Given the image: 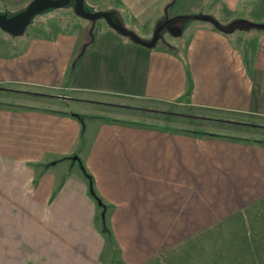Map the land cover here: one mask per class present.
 I'll return each mask as SVG.
<instances>
[{
	"label": "crops",
	"instance_id": "1",
	"mask_svg": "<svg viewBox=\"0 0 264 264\" xmlns=\"http://www.w3.org/2000/svg\"><path fill=\"white\" fill-rule=\"evenodd\" d=\"M88 1L151 39L167 16L229 24L264 9V0H102L97 10ZM91 26L39 27L14 42L0 34V87L75 99L0 92V264H264V144L97 116L86 105L264 118V31L197 22L183 41L166 35L149 50L97 23L69 77Z\"/></svg>",
	"mask_w": 264,
	"mask_h": 264
},
{
	"label": "rangeland",
	"instance_id": "2",
	"mask_svg": "<svg viewBox=\"0 0 264 264\" xmlns=\"http://www.w3.org/2000/svg\"><path fill=\"white\" fill-rule=\"evenodd\" d=\"M33 0H0V8L4 11H10V13H19L24 8H26ZM102 0H89L88 4L92 5L91 8L94 10H97L101 4ZM4 5V6H3ZM259 7V6H258ZM255 11V12H254ZM253 14L250 16L252 17L251 20H248L255 24H262L264 22L259 21L262 17H264V9H256L254 10ZM198 21L194 20H181L178 22V25L182 27V30L187 28L188 25L196 24ZM220 22H222L224 25L227 24V20L224 21V19L221 17ZM90 22L85 21L84 19H81L77 17L74 13L73 7L71 8H64L60 10H55L49 13H45L44 15H40L35 18L32 26L27 30L26 34L24 36H29V31L32 30H39V27H45L47 30H58V29H74L75 26L78 25H88ZM98 24H106L105 20H100ZM248 28V27H243ZM185 32V31H184ZM183 32V34H185ZM0 34L4 36L3 38H9L14 41H20L18 39L8 37L7 35H3L4 33L0 31ZM167 35V38H171ZM144 40L151 39L150 37H147L145 35H139ZM24 37H20L19 39H23ZM174 38V37H173ZM176 41H183L184 38H174ZM182 39V40H181ZM1 92V91H0ZM28 96V95H27ZM4 99V98H3ZM9 100H13L12 98H5ZM17 99V98H16ZM84 101V100H83ZM20 104H26L28 102L24 100L18 101ZM88 102L89 101H85ZM88 108H94L93 115L97 116H108L112 117L114 119H120L125 120L127 119L132 121H140L143 123H146L148 125H160L167 128H178L183 130H190L195 132H203L208 134H214L219 136H226V137H234L238 139H247V140H257V141H264V129L259 131H253L248 127L242 126H235L230 125L226 123H220L217 121L212 120H204L202 118H210V119H220V120H233V121H239V122H245V123H251V124H259L264 126V118H259L251 115H245V114H234L229 112H203V111H195L192 110L186 106L183 105H175L174 107H163V106H155V107H146L145 109H154V110H164L168 112H176L181 114L182 116L179 117H169L164 116L157 113H139L134 115H127V113L122 111H115L113 109H108L104 107L103 105L98 104V106L89 105ZM154 106V105H152ZM102 114V115H100ZM197 116V119H190L185 116ZM128 116V117H127ZM139 117V118H138ZM87 121V120H86Z\"/></svg>",
	"mask_w": 264,
	"mask_h": 264
},
{
	"label": "water",
	"instance_id": "3",
	"mask_svg": "<svg viewBox=\"0 0 264 264\" xmlns=\"http://www.w3.org/2000/svg\"><path fill=\"white\" fill-rule=\"evenodd\" d=\"M73 3V10L77 17L84 19L91 23V29H90V35H93V30L96 27V24L100 20H105L106 24L111 28L113 31H115L119 36L123 38L130 39L131 42H133L136 45L142 46L146 49H155L160 42L165 41V34H169L172 37H180L183 33V30L176 25L181 20H194L202 23H208L213 25L215 28L219 30H223L224 27L222 26L219 21H217L215 18L211 16H200V15H189V16H176L174 18H169L167 16L154 31L153 37L150 40H144L142 39L136 32L126 28L119 19L116 18L115 14L113 12L108 11H90L85 4V0H33L22 12L14 15L9 16L8 14H3L0 11V30L9 35L13 38L22 37L25 35L28 28L33 24L34 19L42 14L47 13L48 11H54V10H60L67 8L71 6ZM241 25L249 26L250 28H256L257 30L264 31V24H255L248 20H236L232 24H230L229 28H232L229 30L230 33L235 31V29H248L243 28ZM245 26V27H246ZM6 91V92H19L17 90L12 89H4L0 88V91ZM22 92V91H20ZM23 93L30 95V96H36V97H44L49 96L44 93L40 92H29V91H23ZM51 96V95H50ZM56 98L64 100V101H74L75 99L68 97V96H56ZM92 104H96L97 102L90 101ZM123 108H128L126 106H123ZM138 110L147 112V113H157L161 115H170L179 117L182 116L179 113L176 112H168L164 110H154V109H144V108H136ZM206 120H215L220 123H226L230 125L235 126H242V127H248L253 129H261L264 128V126L259 124H251V123H245V122H239V121H233V120H218V119H210V118H202Z\"/></svg>",
	"mask_w": 264,
	"mask_h": 264
},
{
	"label": "trees",
	"instance_id": "4",
	"mask_svg": "<svg viewBox=\"0 0 264 264\" xmlns=\"http://www.w3.org/2000/svg\"><path fill=\"white\" fill-rule=\"evenodd\" d=\"M174 1L175 0H172V3L170 4V6H173L174 5ZM71 7H73V3H72V5L71 6H69V7H67V8H71ZM25 9V8H24ZM23 9V10H24ZM22 10V11H23ZM90 10V9H89ZM0 11L3 13V14H8L9 16H14V15H16V14H18V13H15V14H13V13H10V11H4L3 9H1L0 8ZM21 11V12H22ZM90 11H92V10H90ZM49 12H52V11H48L47 13H49ZM20 13V12H19ZM114 14H115V16L117 15V16H119V14L117 13V12H114ZM117 16H116V18H117ZM117 19H119V18H117ZM35 20V19H34ZM120 20V19H119ZM121 21V20H120ZM233 23V22H232ZM232 23H229V24H227V25H223V24H221L222 26H224V27H227V28H224L223 30H219V31H221V32H223V33H225V34H229L230 32H229V30H231L232 28H229V26H230V24H232ZM123 24V23H122ZM124 25V24H123ZM125 26V25H124ZM242 27H245L246 25H241ZM126 27V26H125ZM246 27H249V26H246ZM96 28H97V24H96V27L94 28V30H93V35L91 36L90 35V33H89V35H90V39H89V41H88V43L84 46V48L82 49V51L79 53V55L74 59V61H73V64H72V68H71V70H70V74H69V77L71 76V75H73V73H74V71H75V69H76V67L78 66V64L80 63V61L82 60V58L84 57V55H85V53H86V51L88 50V49H90L91 48V46H93V44H94V42H95V33H96ZM248 29H256V28H248ZM237 30H240V28H237V29H235V31H237ZM257 30V29H256ZM1 31V30H0ZM235 31H233V32H235ZM260 31H262V30H260ZM128 40H130V39H128ZM168 44H166V46H167ZM0 88H4V89H6V87H0ZM21 94V95H27V94H25V93H23V92H16V94ZM46 95H48V94H46ZM30 96V95H29ZM32 97H35V96H32ZM44 97H48V98H56L55 96H44ZM172 107V106H171ZM136 110V109H135ZM147 113V112H146ZM72 116H74L75 118H77V119H79L80 121H86L87 119L88 120H95V119H98L97 117H93V116H85V115H80V114H74V113H72ZM164 116H168V115H164ZM169 117H174V116H169ZM185 117H187V118H190V119H197L198 117L197 116H191V115H189V116H185ZM103 120H105V121H107V122H115V120H112V119H103ZM204 120H206V119H204ZM212 121H215V120H212ZM242 129H243V127H242ZM251 130H253V131H259V130H262V129H264V128H261V129H253V128H250ZM183 132H186V133H192V134H195V135H199V136H210V137H219V138H226V139H232V140H238V141H246V142H255V143H261V144H264V141H257V140H246V139H237V138H234V137H226V136H219V135H214V134H208V133H203V132H195V131H190V130H183ZM81 167H82V169H83V173H84V175H85V177H86V179L88 180V183H89V194H90V196L93 198V199H95L101 206H102V202H101V200L99 199V197L97 196V193H96V190H95V183H94V179H93V177L86 171V169L83 167V165H81ZM103 207V206H102ZM103 232L104 233H108V229L106 228V226H104L103 227Z\"/></svg>",
	"mask_w": 264,
	"mask_h": 264
},
{
	"label": "flooded vegetation",
	"instance_id": "5",
	"mask_svg": "<svg viewBox=\"0 0 264 264\" xmlns=\"http://www.w3.org/2000/svg\"><path fill=\"white\" fill-rule=\"evenodd\" d=\"M177 25V24H176Z\"/></svg>",
	"mask_w": 264,
	"mask_h": 264
}]
</instances>
